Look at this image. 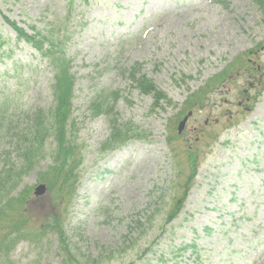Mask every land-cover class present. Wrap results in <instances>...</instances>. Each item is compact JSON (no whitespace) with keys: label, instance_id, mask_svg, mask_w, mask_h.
Here are the masks:
<instances>
[{"label":"rangeland","instance_id":"obj_1","mask_svg":"<svg viewBox=\"0 0 264 264\" xmlns=\"http://www.w3.org/2000/svg\"><path fill=\"white\" fill-rule=\"evenodd\" d=\"M0 12V34L8 39L0 50V96L9 92L10 113L22 117L52 106L55 70L31 45L16 41L3 15L23 28L67 17L65 51L76 81L71 138L79 158L71 201L57 188L33 195L46 183L39 176L45 157L21 179L16 192L28 188L31 196L22 225L28 234L0 233V264H264V6L255 0H0ZM224 71L221 84L224 76L216 77ZM134 72L154 81L166 100L157 105L142 94ZM101 90L122 97L110 115L93 117L91 102ZM194 96L200 106L192 109ZM114 113L118 124L132 128L130 138L141 139L106 153ZM189 146L196 149L197 177L179 216L167 223L187 189ZM14 157L9 140L0 139V172Z\"/></svg>","mask_w":264,"mask_h":264},{"label":"trees","instance_id":"obj_2","mask_svg":"<svg viewBox=\"0 0 264 264\" xmlns=\"http://www.w3.org/2000/svg\"><path fill=\"white\" fill-rule=\"evenodd\" d=\"M255 1L264 6V0ZM72 4L73 2L71 7ZM3 18L15 30L18 41L30 44L55 69L54 81L51 85L54 104L49 109L29 110L24 112L23 117L15 116L6 106L8 94L0 97V139L9 140L15 153L13 161L4 160V168L0 172V233L27 236L28 233H25L22 225L29 220L25 207L30 199V190L25 188L19 192L15 191L21 179L33 171L44 157L48 163L44 171L40 172V179L48 183L50 189L57 188L66 200L72 199L77 190L79 158L76 157L77 151L73 149L74 141L71 134L74 132L70 121L75 97V74L72 72V61L65 51L69 37V31L64 25L67 17H61L55 23H48L43 27L31 24L30 31L17 22L10 21V18L5 15ZM6 44L8 39L0 34V50ZM11 55L12 53L8 54V56ZM136 72L131 77L142 93L153 95L157 105L161 100H166V94L151 79L146 75L137 78ZM214 82L217 83L218 79ZM204 89H206L205 86ZM103 94L108 96L105 103L100 100L93 101L96 115H110L119 99L117 92L110 95L107 92ZM195 99L196 97L193 104L200 102V99ZM14 116L18 119H14ZM117 120L118 118L116 116L114 118V115L110 117L111 135L105 147L111 144V147H116L131 137L129 133L132 128L127 123L118 124ZM49 139H53L50 145ZM195 162L194 157L193 164L196 166ZM178 208H174L169 213L168 221L177 216ZM56 224L54 227L58 228L64 239V230L60 228L58 221ZM31 235L34 236V233Z\"/></svg>","mask_w":264,"mask_h":264},{"label":"water","instance_id":"obj_3","mask_svg":"<svg viewBox=\"0 0 264 264\" xmlns=\"http://www.w3.org/2000/svg\"><path fill=\"white\" fill-rule=\"evenodd\" d=\"M189 115H191V112L189 113ZM188 119V116L184 118V120L180 123L179 126V131L181 132L183 130V128L185 127L186 121ZM46 185L45 184H40L39 186L36 187L35 189V195L39 196L42 195L46 192Z\"/></svg>","mask_w":264,"mask_h":264}]
</instances>
